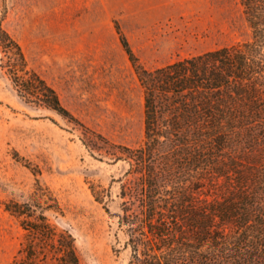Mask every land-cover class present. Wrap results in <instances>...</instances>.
Instances as JSON below:
<instances>
[{
  "label": "trees",
  "instance_id": "obj_1",
  "mask_svg": "<svg viewBox=\"0 0 264 264\" xmlns=\"http://www.w3.org/2000/svg\"><path fill=\"white\" fill-rule=\"evenodd\" d=\"M240 2L250 39L153 69L117 25L144 90V140L132 147L97 134L108 147L84 143L129 163L112 213L127 264H264V0ZM0 53L21 99L84 126L30 66L3 18ZM32 171L27 198L0 201L22 229L10 264H82L76 237L57 222L62 202L39 167Z\"/></svg>",
  "mask_w": 264,
  "mask_h": 264
},
{
  "label": "rangeland",
  "instance_id": "obj_2",
  "mask_svg": "<svg viewBox=\"0 0 264 264\" xmlns=\"http://www.w3.org/2000/svg\"><path fill=\"white\" fill-rule=\"evenodd\" d=\"M1 18L84 126L21 99L0 61V201L27 198L39 167L65 208L57 222L76 237L82 264H127L130 249L112 213L129 163L84 143L108 147L97 134L132 147L144 140V90L117 25L153 69L250 39L240 0H0ZM21 239L0 204V264L13 261Z\"/></svg>",
  "mask_w": 264,
  "mask_h": 264
}]
</instances>
